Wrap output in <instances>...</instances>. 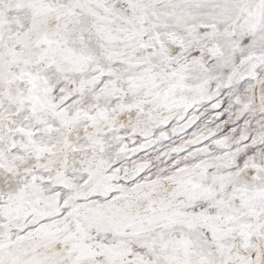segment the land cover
I'll return each instance as SVG.
<instances>
[{"label": "snow or ice", "instance_id": "obj_1", "mask_svg": "<svg viewBox=\"0 0 264 264\" xmlns=\"http://www.w3.org/2000/svg\"><path fill=\"white\" fill-rule=\"evenodd\" d=\"M0 264H264V0H0Z\"/></svg>", "mask_w": 264, "mask_h": 264}]
</instances>
